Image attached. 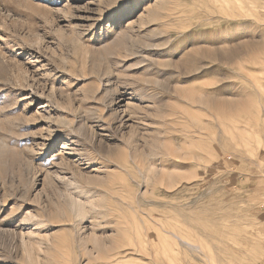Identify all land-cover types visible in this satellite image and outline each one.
<instances>
[{
    "label": "rangeland",
    "instance_id": "374dc122",
    "mask_svg": "<svg viewBox=\"0 0 264 264\" xmlns=\"http://www.w3.org/2000/svg\"><path fill=\"white\" fill-rule=\"evenodd\" d=\"M0 264H264V0H0Z\"/></svg>",
    "mask_w": 264,
    "mask_h": 264
}]
</instances>
